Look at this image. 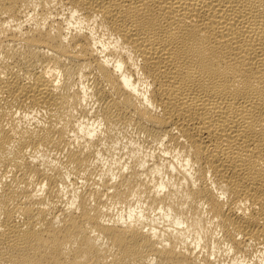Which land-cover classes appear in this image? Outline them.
Instances as JSON below:
<instances>
[{
  "label": "bare ground",
  "instance_id": "6f19581e",
  "mask_svg": "<svg viewBox=\"0 0 264 264\" xmlns=\"http://www.w3.org/2000/svg\"><path fill=\"white\" fill-rule=\"evenodd\" d=\"M234 261L264 264V0H0V264Z\"/></svg>",
  "mask_w": 264,
  "mask_h": 264
},
{
  "label": "clouds",
  "instance_id": "9594fccd",
  "mask_svg": "<svg viewBox=\"0 0 264 264\" xmlns=\"http://www.w3.org/2000/svg\"><path fill=\"white\" fill-rule=\"evenodd\" d=\"M78 13L75 11V10H73V12H72V16L73 17H75L76 15H77ZM114 39H116L117 41H119L120 40V38L119 37H114ZM114 47L115 45H103V47L106 49L107 47ZM98 51H99V49H98ZM100 55L101 56H104V53L101 51L100 52ZM128 56H129V59H131L132 58V53H128ZM104 62H105V64H110L111 62H110V59L108 58V57H104ZM124 67V65H123V63H121V62H117L116 63V68H117V70L119 71L120 69H122ZM49 75H51V73H49ZM60 83V80L59 79H57L56 80V84H59ZM130 83H131V81H130V79L128 78V77H122L121 78V84H122V86L125 88V90L126 91H131L134 95H136L137 94V91H136V89L135 88H131V87H129V85H130ZM89 91H91V89H87L86 91H85V98L87 99L88 98V92ZM141 100H142V102L143 103H145L146 105H148L149 107H155L152 103H151V101H150V99H149V97L148 96H146V95H141ZM90 127L93 129V131H90L89 133H88V135L90 136V137H92V136H94L95 135V133L97 132V131H99L102 127H103V122L102 121H96L95 123H92L91 125H90ZM81 131H83V126H81ZM160 146L161 147H163V140L160 142ZM165 156H169V155H172V153H170V152H168V151H165L164 153H163ZM98 155H99V153H98ZM183 155V153L181 152V150L180 149H176L175 150V155H174V159H175V161H176V164H178L181 168H183L185 171H188L189 172V175H191L192 173H191V169H190V164H191V160H190V157H184V159H183V161H181V156ZM145 165L144 164H141L140 165V167L141 168H143ZM170 167H172V170L173 171H175L176 169H175V166H170ZM126 170V169H125ZM113 178V180H115L116 179V177L115 176H113L112 177ZM44 187H45V185H40L39 187H38V189H37V191L34 193V195H37V196H39V195H43V193H44ZM157 192H162V191H164L165 190V184L163 183V182H161L158 186H157ZM219 196H220V198L221 199H224L225 198V196H226V193H224V192H220L219 193ZM75 206V198H74V200H73V202L69 205V207H74ZM129 219H131V216H129ZM153 231V233H155V231H156V229H153L152 230ZM232 251V249L231 248H229V252H231ZM233 264H236V262L234 261L233 262Z\"/></svg>",
  "mask_w": 264,
  "mask_h": 264
}]
</instances>
